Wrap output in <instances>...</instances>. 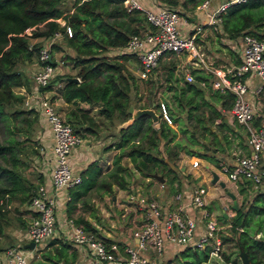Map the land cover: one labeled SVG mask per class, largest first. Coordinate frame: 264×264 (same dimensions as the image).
I'll use <instances>...</instances> for the list:
<instances>
[{"label":"trees","instance_id":"16d2710c","mask_svg":"<svg viewBox=\"0 0 264 264\" xmlns=\"http://www.w3.org/2000/svg\"><path fill=\"white\" fill-rule=\"evenodd\" d=\"M160 1L176 7L180 13L185 9H193L201 0ZM217 17L221 31L228 37H236L244 32L264 37V0L231 1L218 12ZM148 25L140 9L127 10L120 0H71L68 8L65 0H0V120L7 132L6 136L0 138V173L4 174V181L0 183V237L10 220L9 203L16 201L27 206L37 184L42 181L41 173L37 170H34L37 174L33 178L23 172L24 165L29 163V156L37 153V148L34 142L23 145L22 140L13 134L22 131L25 138L30 139L37 112L31 107H23L24 93L16 91L14 87L24 86L29 91L33 70L25 67L31 62H35V68L45 62L54 65L56 61L51 56L53 50L61 51L62 62L77 67L74 75L78 80L68 78L69 73L65 71L54 73L40 89H50L57 81L60 82L59 92L65 101L99 105V122L82 111L79 112V118L75 119L77 122L85 121L96 128H99V123L112 125L130 117L128 104L134 107L151 106L157 113L154 121L149 115L140 114L110 133L111 138L103 148L116 149L111 166L103 171L92 159L78 171L79 181L67 187V214L76 201L87 204L85 195L91 191L112 192L113 186L127 188L132 168L142 176L153 177L152 173L166 176L171 191L175 192L179 183V170L174 162L178 150L184 147L188 153L209 157L204 152L191 151L188 145L197 142L198 136L205 137L206 133L213 135L209 123L220 113L209 100L219 98L221 107L226 108L231 104L232 93L226 87H216L210 97L204 98V89L197 82L210 85L209 73L192 69L193 80L188 81L167 67L165 74L154 78L146 76L149 84L147 95L143 99L136 97L135 102L131 91H136L137 85L124 63V60L134 55L126 52L110 53V49L124 45L131 34ZM66 26L70 34L66 33ZM28 27L29 32H25ZM54 32L58 35L49 44L50 58L38 59L42 42L32 41V38H49ZM244 75L227 74V77L229 81H235L241 80ZM158 91L160 99L156 95ZM160 102L170 122L162 116ZM64 120L81 136L75 123ZM257 120L258 116L254 122ZM170 123L175 124V128ZM177 131L185 135L188 144L183 146L181 141L174 140ZM26 151L28 157L24 158ZM123 157L131 166L122 162ZM214 160L219 161L217 158ZM235 184L241 199L227 218L228 226L221 233V240L240 245L249 264H261L264 261V185L253 187L251 180L245 177H239ZM13 209L16 210V207ZM15 219L22 225L23 220L19 216L16 215ZM73 219L81 223L86 231L108 241L96 232L88 220L81 216ZM68 247L69 243L63 241L53 252L60 255ZM220 255L224 262L238 258L222 250ZM173 259L177 264H215L210 261L207 245L201 249L192 245L179 247ZM170 262L167 260L163 264ZM33 264L43 263L37 261Z\"/></svg>","mask_w":264,"mask_h":264},{"label":"crops","instance_id":"0c3cea01","mask_svg":"<svg viewBox=\"0 0 264 264\" xmlns=\"http://www.w3.org/2000/svg\"><path fill=\"white\" fill-rule=\"evenodd\" d=\"M221 1L223 0L208 1L207 7L202 9L209 14V18L206 21L197 11L199 8L197 5L191 10L185 9L180 11L178 22L180 34H190L199 25V30L194 36V50L191 52L185 50L164 52L157 60L156 71L154 70L152 72V69L147 75L148 77L154 78L155 76L165 74L166 68L170 67L173 73L184 78L185 74L193 76L191 70L195 69V72L209 73L211 75L210 85L206 86L202 81L197 82L204 89V98L210 97V93L216 87H226V83L223 81H220L218 86H213L211 82L214 79H219L220 74L228 67H232L239 62L241 42L239 36L228 37L221 31L217 16H213L214 21L211 20L210 13ZM160 2L162 1L140 0L143 6L149 8H154ZM262 29H264V26H262ZM42 39L41 37H37L32 38V41H41ZM43 40H48V38H44ZM65 50H68V48L65 47ZM110 50L112 52L114 51L113 48ZM193 52L196 54H192ZM60 55V50H53L51 52L53 60L56 61L54 64V73L64 72L62 71V66L58 65V63L62 62ZM56 57H59V59ZM126 62H130V58L124 60L125 65L127 64ZM35 66V62H31L25 69L29 68L32 71L35 69ZM74 69L75 71H72L73 73L71 71L68 72V78L76 76L74 74L77 67H71V70ZM243 78L246 82V97L254 104L257 111L256 114L264 115V90L258 93H254L253 91L254 86L258 82L256 75L245 73ZM192 80L193 78L189 81ZM54 83L50 89L46 90V94L54 103L61 117L76 124L82 137V141L72 146L68 155L72 170L78 172L92 159L96 160L103 171L107 170L111 166V159L116 149H105L103 146L110 140V133L116 131L121 121L112 125L109 123H99V128L89 126L85 121L77 122L75 119L79 118V112L81 111L87 112L96 122H99L97 118V108L99 105L97 103L89 104L84 101H65L59 92L60 82L56 81ZM14 89L24 93V96L28 95L31 91L25 90L24 86H16ZM156 95L160 99L159 91ZM209 101L214 104L220 113L219 117H215L213 122L209 123V129L213 132V135L206 133L205 137L198 136L197 142L189 143L188 145L191 151L204 152L209 157H201L192 152L188 153L184 147L178 150L174 162L179 170L177 172L179 183L175 192L171 191V186L166 181V176L161 175L162 179L154 176H142L137 170L132 168L134 175L129 177L130 183L127 188H115L113 186L112 192H97L99 197L95 193H92L94 191H91L85 195L87 204H83L81 200H78L67 214V188L61 189L56 192L54 209L56 215L55 230L40 244L32 248V254L28 258V264H33L37 261L43 264H68L72 261L89 264V257L85 248L70 241L66 236L63 225V219L66 215L73 217L81 216L88 220L100 236L108 241H114L117 244L119 254L123 253L122 248L124 245L135 244V231L143 220L142 210L138 207L139 205L136 200L138 195L156 200L162 210H170L178 204H181L183 212L194 216L197 220L196 225L199 227L201 225V219L198 217V209L185 205V201L194 186L202 185L205 189L204 200L206 208L214 215L216 221L217 219H222V225H225L227 218L233 213V198L230 197L226 190L233 193L237 204L239 203L240 194L237 191L236 184L226 179L224 173L218 170V162L221 161L233 165L238 155L249 153L251 148L246 142L243 127L232 118L229 106L222 108L221 99L219 98H212ZM23 105V107H26L24 103ZM170 124L175 128V124ZM30 134V139L37 148V153L32 154L35 160L34 170L41 173L42 181L40 182L46 181L47 183L52 161L50 151L51 134L48 125L39 116V113L37 114L36 121L31 126ZM174 140L181 141L183 146L188 144L185 135L179 131L176 132ZM204 147H206V150H204ZM189 155H194L193 157L198 158L197 165L192 166L190 164ZM215 158L219 159V161L216 162L214 160ZM124 164L131 166L130 162H124ZM211 171H215L218 174V178L224 180L226 189L219 185L217 181L212 182L210 180ZM36 174L34 172V175L32 174L31 177H35ZM173 183L176 184L175 181ZM230 183H232L231 187H229ZM177 191L179 192V198L174 197ZM12 202H14L13 205H15L16 210L13 209L15 213L13 214L14 217L12 219L10 217L9 223L5 226L3 234L0 237V253L4 247L12 244L20 245L24 248H31L24 245L28 242L24 236L29 210H27V206L24 204L16 201ZM218 212L219 215H217ZM16 215L23 220L22 225L15 219ZM220 224L218 223L222 227ZM63 241H67L69 247L66 248L63 254H55L53 249ZM172 248L176 249L178 247L168 245L166 249L170 250ZM42 253H46L47 255L43 256Z\"/></svg>","mask_w":264,"mask_h":264},{"label":"built area","instance_id":"2783aa9c","mask_svg":"<svg viewBox=\"0 0 264 264\" xmlns=\"http://www.w3.org/2000/svg\"><path fill=\"white\" fill-rule=\"evenodd\" d=\"M127 9H140L149 25L137 33L131 34L124 45L113 48L115 52L132 53L138 61V76L145 78L154 68L158 58L164 52L193 51L194 36L199 30V25L187 35H182L178 29L180 14L176 7L158 3L154 8L145 7L140 0H120ZM209 0H201L197 7L205 9ZM237 0H223L210 13L211 20L217 16L227 3ZM29 27L24 31L29 32ZM66 33L70 34L68 26ZM58 33L49 37L38 50V59L50 58L49 44ZM240 37L239 62L228 67L220 74L219 79L212 80L213 86H218L220 81L226 83V88L232 93L229 111L235 122L245 130L246 142L251 151L236 157L233 165L218 162V170L224 173L226 179L235 183L239 177L251 180L252 186L264 185V115L256 114L257 111L252 101L246 97V82L241 80L229 81L228 75H241L251 73L256 75L258 82L254 86V93L264 90V37H258L250 32H244ZM192 54H196L193 52ZM54 74V65L45 62L37 66L32 72V86L28 95L24 96L23 103L26 107L36 110L37 114L46 122L51 134V165L48 182H39L34 194L30 197L27 208L29 209L28 221L25 228V239L33 241L31 248L18 245H8L0 253V264H28L32 248L40 244L55 230L56 192L66 189L78 182V172H74L68 160L72 146L80 143L82 137L72 130L68 122L61 117L54 103L40 89ZM78 78V77H77ZM186 80H191L190 74H185ZM162 116L170 122L164 105L159 103ZM258 116L255 123L254 118ZM190 164H198V158L191 160ZM205 189L196 185L189 193L185 205L198 209L201 225L197 227L196 218L182 210L178 204L170 210H162L156 200L138 195L136 200L142 210V223L136 229V242L124 245L123 253H118L114 241H105L86 231L81 223L75 222L71 215L63 219L67 238L83 246L89 257V264H161L159 255L168 245L182 247L192 245L198 249L208 246V255L221 261L223 232L212 213L206 208L204 200ZM179 198V192L174 194ZM67 198V194H66ZM228 226V223L224 225ZM257 235V234H256ZM228 264H242L237 261L225 262ZM68 264H81L72 261Z\"/></svg>","mask_w":264,"mask_h":264},{"label":"rangeland","instance_id":"374dc122","mask_svg":"<svg viewBox=\"0 0 264 264\" xmlns=\"http://www.w3.org/2000/svg\"><path fill=\"white\" fill-rule=\"evenodd\" d=\"M70 2H71V0H65V3H66V8H68V6L70 5ZM65 8V7H64ZM46 41L47 40H41V42H42V45H44L45 43H46ZM110 53H113L111 50H110ZM56 58H58L59 59V57H56ZM130 58V62H126L127 64H126V67L129 69V71H131V73L133 74V76H134V82L136 83V85H137V88L135 89L136 91H133V89H132V91H131V94H132V99L136 102V97H138V96H140L142 99L144 98V97H146V95H147V89H148V81H147V78L145 77V78H142V77H139L138 76V61H137V59L135 58V57H129ZM64 64H66V65H64ZM58 65L59 66H62V71H65V72H69V71H75V69L74 70H71V66L68 64V63H65V62H60V63H58ZM64 65V66H63ZM156 65H157V63H156ZM156 65L154 66V68H153V70H152V72L155 70L156 71ZM66 68V69H65ZM73 73V72H72ZM148 77V76H147ZM52 101V100H51ZM15 123V122H14ZM17 123V122H16ZM243 132H244V129H243ZM245 133V132H244ZM7 135V132H6V130H5V128H4V126H3V121L2 120H0V138H3L4 136H6ZM16 138H18V139H20V140H22V144L23 145H27V144H30L32 141H31V139H29L28 137L27 138H25V136H24V133L22 132V131H15V133L13 134ZM30 136H31V134H30ZM204 150H205V148H204ZM25 154V153H24ZM21 156H23V154H20ZM28 153H27V151H26V154L24 155V158H27L28 156ZM194 156V155H193ZM192 155H189V160L191 161L193 158H195V157H193ZM122 161L123 162H127V163H129L128 162V160L126 159V158H123L122 159ZM34 164H35V160H34V158H33V155H31V156H29V163H26L25 165H24V167H23V172L24 173H26L29 177H31V175L33 174L34 175ZM133 170H131V172H130V175H129V177L130 176H133L134 174H133ZM4 181V174L3 173H0V183H2ZM232 186V183H230V186L229 187H231ZM228 187V188H229ZM227 188V189H228ZM233 188V187H232ZM92 193H95L96 194V196L97 197H99L97 194V192H92ZM239 193V192H238ZM240 194V193H239ZM240 199H241V194H240ZM240 199H239V201H240ZM14 204V202H11V203H9V206H8V210H9V215H10V217H11V219L14 217L13 216V214H15L14 213V211H13V207L15 206V205H13ZM211 207H212V205H211ZM13 211V212H12ZM217 215H219V212H218V214ZM217 223H221L220 225H222L223 223H222V219H217ZM221 229H225V226L224 225H222V228ZM179 248H172V249H166L163 253H161L160 255H159V261L163 264L164 262H166L167 260H170L171 262L169 263V264H177V262H176V260L175 259H173V256H174V254L176 253V251L178 250ZM236 249V250H235ZM224 253H231V254H233L234 256H237L238 258V260H237V262L238 263H242L241 262V260H240V258H239V248H238V245L237 246H235L234 244H233V242H231V241H227L226 243H224L223 242V244H222V249H221ZM210 261H212V262H214L215 264H228V263H225L224 262V260H221V261H218L217 259H214L213 257H211L210 258ZM261 264H264V261H263V263H261Z\"/></svg>","mask_w":264,"mask_h":264},{"label":"water","instance_id":"95a60500","mask_svg":"<svg viewBox=\"0 0 264 264\" xmlns=\"http://www.w3.org/2000/svg\"><path fill=\"white\" fill-rule=\"evenodd\" d=\"M197 11L202 15V17L204 18V20L206 21L209 18V14L204 12L202 10V8H198ZM70 79L73 80H78V78L76 76H71L69 77ZM127 112L130 113V117L126 118L125 120L121 121L120 126H124L126 123L130 122L133 118H135L136 116L140 115V114H147L149 115V117L151 118V120H155L157 117V113L155 111V109L151 106L148 107H134L132 104H128L127 106ZM152 176L158 178V179H162V176L160 174L157 173H152ZM210 180L212 182L217 181L219 185H221L224 189H226L225 186V182L222 179L218 178V174L215 171H211V177ZM226 192L230 195V197L233 198V207L237 206V203L234 199V195L232 192H230L229 190H226ZM27 247H32L33 246V241H28L24 244ZM239 248V258L242 262V264H249L247 256L245 251L242 249V247L240 245H238Z\"/></svg>","mask_w":264,"mask_h":264}]
</instances>
